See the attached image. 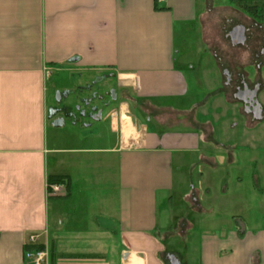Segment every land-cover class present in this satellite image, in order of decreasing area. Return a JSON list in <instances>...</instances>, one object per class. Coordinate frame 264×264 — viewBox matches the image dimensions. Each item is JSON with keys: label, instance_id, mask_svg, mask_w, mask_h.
Returning a JSON list of instances; mask_svg holds the SVG:
<instances>
[{"label": "crops", "instance_id": "1", "mask_svg": "<svg viewBox=\"0 0 264 264\" xmlns=\"http://www.w3.org/2000/svg\"><path fill=\"white\" fill-rule=\"evenodd\" d=\"M198 1L0 0V264H27L23 252L30 235L35 245L48 249L49 264H173L170 256L179 264H264V211L254 228L229 209L205 218L203 193L210 189L191 182L178 197L184 209L173 213V166L187 161L193 167L198 163L202 180L203 170L208 174L227 165L217 184L221 197L229 168L236 167L245 172L233 180L247 177L251 193L264 195L261 119L241 110L226 73L199 103L201 118L195 107L162 102L189 95L190 79L175 65L174 34L184 22L200 29ZM258 4L264 9V0ZM220 9L226 11L222 18H205L200 38L212 45L211 55L232 83L238 73L250 80L248 68L256 59L241 49L225 54L227 40L213 32L229 20L246 24L250 19L226 5L216 12ZM190 61L183 64L188 69ZM259 61L262 73L264 56ZM72 73L78 76L66 85L64 75ZM89 75L103 95L116 88L117 98L112 103L96 95L94 103L108 102L97 105L101 115L92 120L98 126L90 135L81 131L78 146H62L58 136L65 117L52 125L61 115L48 117V109L58 104H49L48 90L73 92L65 106L85 108L81 100L89 98V83L94 84ZM110 80L112 87L105 85ZM260 98L264 118V91ZM70 121L92 125L77 116ZM89 137L97 139L94 145L89 146ZM214 146L219 147L215 155ZM49 176H65L67 188L48 195ZM194 211L204 220L198 234Z\"/></svg>", "mask_w": 264, "mask_h": 264}, {"label": "rangeland", "instance_id": "2", "mask_svg": "<svg viewBox=\"0 0 264 264\" xmlns=\"http://www.w3.org/2000/svg\"><path fill=\"white\" fill-rule=\"evenodd\" d=\"M211 3V6L213 9H219L223 8L224 5L227 7H231V10H236L237 9L234 7L231 0H199V14H198V24L200 29L194 28V23L193 22H184L180 25V28L175 32L174 34V60H175V65L176 67L180 68L185 72L187 77L190 79L189 80V95L186 97V99H179V97H167V99H163L162 102L164 104L166 103H171L175 106L181 107V106H187V107H195L196 109V114L198 115L199 118L203 115V110H202V104H199L202 102L203 99L208 98L211 94L210 92V86L214 82H219L222 73L224 74V70H219V64L218 62H215L214 57L211 55V51L209 48H211L212 45L208 46L204 44V42L201 40L200 36V30L202 28V25L205 24V18L207 17L206 13V6L208 3ZM209 5V4H208ZM226 9V8H225ZM224 9H220V13L223 12ZM229 8H227V13H229ZM222 11V12H221ZM224 11L223 13H225ZM211 15V14H209ZM213 17V15L211 16ZM213 32L215 33L214 35L219 38L221 31H219V27L216 25L213 27ZM212 32V34H213ZM220 48V45L217 46ZM213 48V47H212ZM186 59L191 60L190 63H188V67H191V64H193V68H186V64L184 62ZM248 68L251 72H249L252 75H256L257 69L255 66H249ZM221 72V73H220ZM263 80H264V69H262V73H260ZM78 74L72 73V74H66L64 75V83L66 85H71V82H74V78H76ZM94 78V79H92ZM215 79V80H214ZM89 80L94 81L93 85V92L102 97V100L104 99V95L102 94L104 89L96 86V77H93V75H89ZM106 86H111L113 85V80H110ZM220 86V85H219ZM51 89L48 90L49 98L48 102L49 104H56L59 103L61 105H65L68 103L69 100H73L75 97V94L72 92L70 96L65 99L63 98H57L56 93H52L50 91ZM117 89L115 88L114 91ZM78 91V89H75L74 92ZM264 88L260 90L259 93V100L261 99L260 97L263 95ZM221 92L224 93V90ZM133 96V95H132ZM178 98V99H177ZM89 99V98H88ZM112 102V101H111ZM113 103V102H112ZM101 102L98 104L95 102L94 105H100ZM206 104V103H205ZM146 108V107H144ZM68 109V108H67ZM148 109V107L146 108ZM73 112H77L76 108H72ZM130 112L133 114V111L130 110ZM105 113V110H104ZM59 115V114H58ZM61 115V114H60ZM135 115L139 118L142 119V114L139 111L135 112ZM65 121H64V128L61 130L60 135L58 136V140L60 141L59 144L62 146H78L77 143V137L81 136L82 133L81 131H87L89 130V135L91 134V131L95 129L98 126V123L95 121L89 119L88 117H82L79 115V113L76 114L78 121H83L85 122H90L92 125L91 127H85V126H76L75 124L72 123L71 118L75 120V117L72 115L65 116ZM209 117V116H208ZM264 118H262L260 121H258V129L260 132H264ZM81 123V122H79ZM48 131L47 135L48 138L50 137L49 131H51V127L48 126ZM92 129V130H91ZM191 129V128H189ZM97 139L95 137H89V146L94 145V142H96ZM217 146V145H216ZM214 155L219 151V147L214 146ZM255 154L257 152H254ZM264 153V152H263ZM198 156V153L193 154L192 158H196ZM54 158L49 155V161L52 163ZM198 165V163L195 164V167ZM193 167V164H189V161L185 162L184 164H174L173 166V175L175 177V188L173 190V213H179L184 209V206L182 203L178 202V197L181 194L182 190L185 191L188 188H191L193 182L196 187L201 188V190L204 188L202 185L205 183L207 184V189H210V194L209 192L204 194V206L206 209H208L207 212L204 211L205 218L209 216H215L217 213L223 212L222 210H232L233 213L239 212V214L243 215L245 217L246 225L248 223L249 227H255L259 224L260 218L258 215L264 211V195L261 196L260 192H252L251 193V185L250 182L247 181V177H244L243 182H237L233 180L232 176L236 174H240L244 171V167H236V168H229L231 171V178L227 181V192L225 196H220V192H216L217 187H218V181L219 178L221 177L222 172H224L225 168L227 165L220 166L218 170H208V174L205 173L203 170L204 178L203 180L200 179V172L199 169H196ZM243 170V171H242ZM216 172V173H215ZM245 172V171H244ZM215 174V175H213ZM264 175V171L260 169V177ZM179 180H185L187 182L186 185L184 186H179L178 181ZM261 187H264L263 181H260ZM61 184V188L59 191L56 193H52L49 188V184L47 183L46 190L48 195L52 194H57L61 191L62 188L65 185L64 183H59ZM199 185V186H198ZM256 186V185H255ZM256 189V188H255ZM63 193V192H61ZM161 203V202H160ZM193 204V202H192ZM195 207V205H194ZM193 207V208H194ZM222 214V213H221ZM193 221H195L196 226L195 230L193 229L194 233H199L200 230H202L203 222L204 220H201L203 217L198 218L201 216L199 212H195L192 214ZM238 220V219H235ZM173 242V240H170ZM189 245L192 246L194 240L190 239ZM177 247L180 249L183 248L182 243H178Z\"/></svg>", "mask_w": 264, "mask_h": 264}, {"label": "flooded vegetation", "instance_id": "3", "mask_svg": "<svg viewBox=\"0 0 264 264\" xmlns=\"http://www.w3.org/2000/svg\"><path fill=\"white\" fill-rule=\"evenodd\" d=\"M234 2L237 6V12H243V15L246 14L250 20H248V23L246 24L242 23L239 19L236 18L228 21L227 25L221 31L228 44L227 49H223L222 52H224L225 54H229L232 50L237 51L239 49H241L243 52H246L248 55L256 59L255 66L257 67L256 69L258 70V74L252 75L251 79L247 80L244 74L238 73L237 77L235 78V82L232 83L231 75L228 73V71H226L225 83L230 87L229 89L231 96L240 103L241 110L244 113L249 114L251 117H254L255 115H257V113L252 108L253 106H250L248 100H257L261 107V114L263 111L262 104L259 100V93L264 86V82L262 81V76L258 68L260 62L259 59L264 56V9L259 6L258 0L253 1L249 4V6L253 8L251 12L246 11L244 8H242L239 4V1L235 0ZM206 13L207 17L210 16L209 14L213 15L212 20H214V17H221L220 12H216V9L211 8L208 4L206 6ZM234 40L236 42H234ZM213 52L215 53V50H213ZM93 86L94 85L92 83H89V99L81 100V104L85 108H79V104L77 103L73 105L72 108H76V113L72 112V108L67 109L65 105H61L59 103L56 104V106H54L53 108H58L59 112L57 114H61V116H75V114L79 113L80 116L89 117V119L91 120L96 119L99 116V113L101 115V109L99 108V106L94 105V101L98 99L95 98L96 94L93 92ZM69 95V92H64L60 94V98L65 97L66 99V97H68ZM104 96L109 99L108 101H112L117 98V92H115L114 89H109L108 91H106V95ZM101 98L102 97H100V99ZM107 103L108 102L105 101L101 104L105 106L107 105Z\"/></svg>", "mask_w": 264, "mask_h": 264}, {"label": "built area", "instance_id": "4", "mask_svg": "<svg viewBox=\"0 0 264 264\" xmlns=\"http://www.w3.org/2000/svg\"><path fill=\"white\" fill-rule=\"evenodd\" d=\"M50 191L56 193L60 190L61 184L52 183L49 184ZM29 247L23 252V256L27 264H49V251L47 248H37L35 247V237L30 235L28 237Z\"/></svg>", "mask_w": 264, "mask_h": 264}, {"label": "water", "instance_id": "5", "mask_svg": "<svg viewBox=\"0 0 264 264\" xmlns=\"http://www.w3.org/2000/svg\"><path fill=\"white\" fill-rule=\"evenodd\" d=\"M238 25V24H236ZM237 27V26H236ZM240 31V30H239ZM228 32V31H227ZM230 34V33H229ZM234 42H236L234 40ZM226 73V70L224 71ZM56 97L60 99V92L57 90L56 92ZM252 98V97H251ZM89 102V101H88ZM247 102V101H246ZM250 106H253L252 108L256 111L257 115H255L253 118L254 119H257V120H260L262 119V114H261V107H260V104L258 103L257 100H248ZM77 107V106H76ZM59 112V109L58 108H53V107H50L48 109V117L51 118L53 117L54 115H56L57 113ZM100 115V113H99ZM63 123V117L62 116H59V117H55L53 120H52V125L54 126H59ZM170 262L173 263V264H179V261L174 257V256H170Z\"/></svg>", "mask_w": 264, "mask_h": 264}, {"label": "trees", "instance_id": "6", "mask_svg": "<svg viewBox=\"0 0 264 264\" xmlns=\"http://www.w3.org/2000/svg\"><path fill=\"white\" fill-rule=\"evenodd\" d=\"M231 1H235V0H231ZM239 1V4L242 8H244L246 11H252V7L249 6V4L253 1H256V0H237ZM259 1V0H258ZM256 7V6H254ZM127 96L130 97V98H133L134 97L126 90L125 91ZM48 184H52V183H64L65 187L67 188V179L65 176H49L48 179ZM62 196V195H61ZM63 196H66V193L64 192L63 193ZM35 247L37 248H42L43 246L41 245H35Z\"/></svg>", "mask_w": 264, "mask_h": 264}]
</instances>
